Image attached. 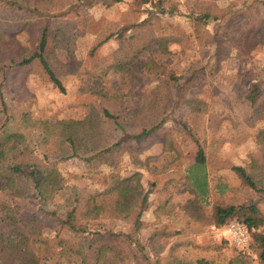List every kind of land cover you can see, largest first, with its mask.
<instances>
[{
	"label": "rangeland",
	"instance_id": "rangeland-1",
	"mask_svg": "<svg viewBox=\"0 0 264 264\" xmlns=\"http://www.w3.org/2000/svg\"><path fill=\"white\" fill-rule=\"evenodd\" d=\"M197 1L124 0L110 8L96 3L85 14L76 16L78 6L84 2L90 4L91 0H53L51 6L55 14H59L58 7L66 2L71 4V7H63V12L69 10V14L59 20L69 35L65 40H75V62L70 61L66 51L60 48L56 49L58 60L69 63L71 67H76V61H80L84 70H90L98 60L106 58L113 62L112 68L109 76L101 81L90 77L89 73L83 74L80 69L62 77L65 94L58 92L36 66L25 76L26 91L32 96L26 99L30 124L20 126L19 130L24 133L25 144L30 147L32 155L43 159L46 153L52 158L57 155L56 131L60 129L57 127L60 121L80 123L76 128L80 130L78 136L81 143L99 146L100 134H109L106 122L97 121V136L94 139L90 140L81 131L90 123L91 107L96 112L108 108L110 113L120 116V122L126 128L136 121L134 108L149 106L156 86V80L145 75L141 69L145 58L150 57L177 74L193 66L207 68L205 73H199L202 74L201 80L192 82L185 93L186 97L193 99L190 105L182 104L172 110L160 134L152 139L151 144L147 143V149L135 158L122 153L113 164L101 165L95 170L89 169L81 159L57 163L56 167L64 178V187L49 201V209L64 205L83 190L85 194L92 195L103 192L108 186L103 183L104 176L126 178L140 175V184L147 192V207L141 216V225L134 226V216L130 222L105 220L109 227L130 238L129 242L118 245L130 252L123 264H147L142 255L147 257L149 264H200L199 261L206 264H229L231 261L233 264H259L252 239L241 250L216 234L211 227L215 225L212 218L214 205L244 206L247 207L245 216L254 217L249 205L255 204L263 216L258 231L264 234V192L255 193L243 186L232 170L235 166L244 167L264 186V141L259 136L264 121L255 127L249 125L240 95L241 84L246 82L243 74L253 68H264V45L243 56L238 46L233 45L235 34L222 35L232 47L231 53L230 57H222L216 63L212 60L213 47L203 48L199 40L204 39V32L214 34L230 13L259 9L263 13L264 5L252 6L255 0H204L213 14H223L219 21L204 25L189 17V8ZM5 19L14 22L16 17L7 15ZM145 22L149 26L132 40L153 38L156 42L144 52L145 56L141 54L132 60L130 49L126 44L123 45L125 49L121 48L116 40H130V35L136 36L137 26ZM245 24L247 22L243 21L242 25ZM118 31L122 33L121 37L112 35ZM105 37H109L110 41L95 53L97 61L92 60L91 49ZM19 39L25 47H35V38L24 33ZM58 40H62V35ZM160 40L168 41L165 48L160 47ZM121 62L128 63V66L119 73L114 65ZM210 67H217V70L211 74ZM15 88H18L17 85ZM86 88L98 93H82L81 89ZM104 93L106 97L102 96ZM113 96L121 98L122 105L114 108L108 99ZM180 120L186 123V129L178 124ZM199 150L206 158L210 189L207 206L197 201L189 182L184 179L185 171L193 164ZM22 208L27 223L38 224L45 234L53 235L47 216L35 203H24ZM61 235L72 241L81 237L80 233L70 229H63ZM5 239L11 242L17 237L10 228H6ZM236 257L239 260H235Z\"/></svg>",
	"mask_w": 264,
	"mask_h": 264
},
{
	"label": "trees",
	"instance_id": "trees-1",
	"mask_svg": "<svg viewBox=\"0 0 264 264\" xmlns=\"http://www.w3.org/2000/svg\"><path fill=\"white\" fill-rule=\"evenodd\" d=\"M52 1L0 0V264H123L127 253L130 252L118 245L121 242H129L130 238L125 233L109 227L105 220L121 219L130 222L134 216V226L141 225L140 219L147 207V192L140 184V175L133 174L126 178L104 176L103 183L108 186L103 192L98 191L92 195L85 194L83 190L81 194L73 195L64 205L49 209V201L64 187V178L56 167L57 163L81 159L89 169L95 170L101 165L113 164L122 153L135 158L147 149V143L151 144L152 139L160 134L172 110L182 104L190 105L193 99L186 97L185 93L192 86V82L201 80L202 74L199 73H205L207 68L193 66L177 74L166 65L150 57L145 58L141 69L145 75L156 80V86L152 91L154 100L152 99L151 104L134 108L136 121L126 128L120 122V116L110 113L108 108L96 112V109L91 107L88 121L90 123L81 131L87 134L90 140L94 139L97 136L95 129L98 122H106L109 134H100L99 146L81 143L78 136L80 130L76 128L80 123L60 121L57 123L60 129L56 131L57 155L52 158L46 153L43 159H38L32 155L30 147L25 144L24 133L19 130L20 126L30 124L26 99H31L32 96L25 88L26 73L36 66L58 92L65 94L62 77L80 69L83 74L89 73L92 78L105 80L113 64L106 58L97 61L95 55L110 41L109 37L98 40L91 49V59L97 62L90 70H84L80 61H76V67H71L69 63L58 60L56 49L60 48L66 51L70 61L75 62V40H65L69 35L63 30L59 20L69 14V10L63 12V7H71V4L66 2L58 7L59 14H55L51 6ZM123 1L91 0L90 4L84 2L78 6L79 12L75 15L85 14L86 10L96 3L110 8ZM255 5L263 6L264 0H255L252 6ZM189 9V17L195 22L201 21L204 25L219 21L223 17V14H213L207 4H204V0L197 1ZM7 15L15 16L14 22L5 19ZM243 21L247 24L242 25ZM58 22L60 23L56 26ZM147 26L149 25L146 22L137 26L136 36L130 35V40H116L123 49L126 44L132 60H136L141 54L145 56L144 52L156 42L153 38L132 40L139 37ZM263 30L264 12L261 13L260 9L230 13L214 34L204 32V39L199 41L203 48L213 47L212 60L218 63L222 57H230L232 48L222 35L235 34L233 45L238 46L243 56H248L258 46L264 45ZM24 33L32 39L35 38L33 49L25 47L19 39ZM121 34L118 31L112 35L118 38ZM59 35H62V40H58ZM160 41V47L165 48L168 41ZM124 63L114 65L119 73L128 66V63ZM208 69L212 74L217 67ZM243 75L246 82L241 84V102L247 112V122L251 127H255L257 123L264 121V68H253ZM16 85L18 88H15ZM81 91L87 94L98 93L89 88ZM102 96L106 97L107 94ZM108 99L114 108L123 102L121 98L114 96ZM147 114L151 116L148 117ZM178 124L182 129L187 128L182 120ZM259 136H262L264 141V128L259 129ZM262 155L264 158V143ZM205 165V155L199 150L194 156L193 164L185 171L184 179L189 182L197 201L207 206L210 189ZM232 170L243 186L255 193L264 192V186H261L244 167L235 166ZM28 202L35 203L40 212L47 216L49 226L54 231L52 236L45 234L40 225L26 222L22 205ZM246 208L214 205L213 222L216 227H222L236 218V223L247 228L249 241L252 239L257 250L259 264H264V234L258 231L259 225L263 223V216L256 205L251 204L249 209L254 217H246ZM6 228L13 231L17 237L15 241L5 239ZM63 229L80 233V239L72 241L62 237ZM141 258L149 264L145 255ZM237 259L236 257L235 260ZM198 263L206 264L200 261ZM229 264H233L232 261Z\"/></svg>",
	"mask_w": 264,
	"mask_h": 264
},
{
	"label": "built area",
	"instance_id": "built-area-1",
	"mask_svg": "<svg viewBox=\"0 0 264 264\" xmlns=\"http://www.w3.org/2000/svg\"><path fill=\"white\" fill-rule=\"evenodd\" d=\"M212 230L220 237H224L229 240L233 245L239 249L247 247L249 242V233L247 228L243 224L236 222L227 223L222 227H211Z\"/></svg>",
	"mask_w": 264,
	"mask_h": 264
}]
</instances>
